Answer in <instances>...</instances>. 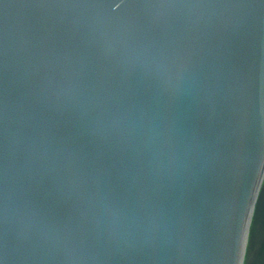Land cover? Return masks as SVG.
I'll return each mask as SVG.
<instances>
[{
	"label": "water",
	"instance_id": "1",
	"mask_svg": "<svg viewBox=\"0 0 264 264\" xmlns=\"http://www.w3.org/2000/svg\"><path fill=\"white\" fill-rule=\"evenodd\" d=\"M264 177V0H0V264H243Z\"/></svg>",
	"mask_w": 264,
	"mask_h": 264
},
{
	"label": "rangeland",
	"instance_id": "2",
	"mask_svg": "<svg viewBox=\"0 0 264 264\" xmlns=\"http://www.w3.org/2000/svg\"><path fill=\"white\" fill-rule=\"evenodd\" d=\"M243 264H264V177L251 218Z\"/></svg>",
	"mask_w": 264,
	"mask_h": 264
},
{
	"label": "bare ground",
	"instance_id": "3",
	"mask_svg": "<svg viewBox=\"0 0 264 264\" xmlns=\"http://www.w3.org/2000/svg\"><path fill=\"white\" fill-rule=\"evenodd\" d=\"M262 182H263V179H262V181H261V184H260V189H261V186H262ZM259 192H260V190H259ZM252 218V217H251ZM251 221V220H250ZM251 223V222H250ZM250 223H249V227H250ZM248 231H249V228H248ZM248 231H247V238H248ZM247 238H246V240H247ZM247 242V241H246ZM245 247H246V245H245ZM244 253H245V251H244ZM244 259V258H243Z\"/></svg>",
	"mask_w": 264,
	"mask_h": 264
}]
</instances>
